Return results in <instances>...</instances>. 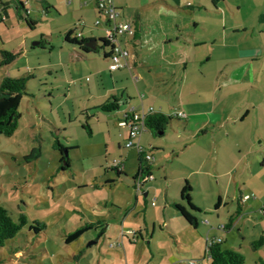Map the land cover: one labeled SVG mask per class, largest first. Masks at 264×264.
Returning a JSON list of instances; mask_svg holds the SVG:
<instances>
[{
  "label": "crops",
  "instance_id": "0c3cea01",
  "mask_svg": "<svg viewBox=\"0 0 264 264\" xmlns=\"http://www.w3.org/2000/svg\"><path fill=\"white\" fill-rule=\"evenodd\" d=\"M15 1L24 4L28 18L37 27V21L31 18L33 10L24 3L30 0ZM95 2L36 0L43 17L49 21L65 18L63 33L72 30L74 35L97 41L106 38V30L105 17L97 11ZM113 2L119 21L129 23L135 31L134 37L124 42L129 52L125 69L110 72L103 55H81L71 46L66 61L49 65L63 67L65 62H70L76 66L78 75L90 71L92 78L97 79L87 86L95 100L92 109L96 113L84 123L80 120L76 123L81 129L80 141L84 138L86 143L81 145L68 138L64 145L54 139L69 150L66 157L70 169H59L61 155L53 159L57 165H50L51 177L44 187L51 193L50 200L54 193L61 200L63 194L74 189H90L91 196L83 195L84 200L70 212L83 221L77 229L89 226L86 232H95V242L106 241L107 231L114 223L118 224L115 242L123 255L118 251L120 258L112 256V259L121 263L123 258L129 264L130 248L126 242L135 245V251L142 250V245L161 251L157 233L165 232L171 237L165 240L167 245L170 247L172 242L181 251L178 258L173 254L167 264H180L192 261L180 256L191 251V244L179 241L184 233L191 237L188 230L191 227L173 206L180 205L191 214L181 199V190L187 182L191 187L190 202L202 213L204 209L197 203L195 194L203 185L209 198L215 200L212 209H205L211 213L204 219L205 246L208 241L219 239L222 248L225 245L226 250L237 251L244 259L248 253L253 264L257 260L264 262V241L256 251L250 248L253 241L264 240V0ZM0 11L7 20L12 12L18 17L13 3ZM96 21L100 22L99 26H95ZM105 78L110 86L108 82L106 87ZM84 80L91 82L88 77ZM111 98L118 100L119 109L102 112L100 107ZM148 108L170 120L157 136L146 129L134 141L152 157L151 179L144 181L137 192L133 178L138 167V151L136 147L125 148L128 129L119 123L131 110L142 112ZM178 112L186 119L177 118ZM66 124L68 128L73 125L69 120ZM67 127L61 126L60 130L67 132ZM71 152L80 153L88 181L73 183V177L69 182L64 177L67 185L55 182L58 175L72 173ZM40 158L39 150L35 163ZM129 158L137 162L132 171H129ZM176 158H183V162L175 172L168 168ZM114 160L120 163L125 176L116 174L112 167ZM108 171H114L116 177ZM220 178H224V184L219 185ZM59 185L62 193L57 191ZM196 219L200 225V219ZM200 264H208V260Z\"/></svg>",
  "mask_w": 264,
  "mask_h": 264
},
{
  "label": "rangeland",
  "instance_id": "374dc122",
  "mask_svg": "<svg viewBox=\"0 0 264 264\" xmlns=\"http://www.w3.org/2000/svg\"><path fill=\"white\" fill-rule=\"evenodd\" d=\"M24 3L33 10L31 18L38 23L34 30H30L25 21L16 17L13 12L10 13L8 20L5 18L0 22V52H19L11 64L0 68V78L6 75L10 78L27 79V95L22 98L19 107L21 119L18 127L13 136H0V206L7 210L13 221L19 216H24L27 225L6 244L5 248L0 249V264H125L123 258L121 263L112 259V256L120 258L118 251L122 252L121 247H116L115 237L118 233L116 223L109 232L107 231L106 241L99 239V242H95L97 239L95 232L89 231L76 241L66 243L67 235L83 224L81 217L70 211L80 200H84L83 195L91 196L90 189H74L69 194H63L61 200L57 197L58 194L54 193L55 197L50 200L51 193L44 188L46 181L51 177L50 165H57L56 161L53 164V159L60 156V153L52 148L54 139H58L64 145L69 142L68 138L81 145L86 143L84 138L80 141L81 129L76 123H79L78 120L84 123L87 117H92L96 113L92 109L95 100L88 93L87 86L97 79L92 78L90 71L82 76L78 75L76 66L74 64L71 66L70 62H65L66 65L63 67L49 66L61 64L62 59L66 61L65 56L71 49L64 42L65 18L49 21L43 17L42 9L38 8L36 0ZM40 42L42 45H38ZM97 54L101 56V50ZM85 77L91 79V82H85ZM104 82L106 87L108 82L110 86L109 79L105 78ZM68 120L73 124L71 125L73 131L71 127H67ZM61 126H66L67 132H62ZM97 138L96 136L95 139ZM33 149L40 150V160L37 163L35 159L26 162L24 157L29 156ZM78 154L80 153L70 154L73 164L72 173L58 175L55 182L66 183L64 177L68 182L75 179L73 183L88 179V174L83 170V162L80 161L81 155ZM129 161V171H132L137 162L133 158H129ZM181 162L183 158H176L168 169H174L173 171L176 172V167ZM38 168L40 171L37 170ZM108 173L116 177L114 171ZM129 178H127L128 182ZM97 179L99 181V178ZM218 181L219 185L224 184V178ZM101 182L104 184V181ZM57 191L62 193L60 185L57 186ZM206 191L207 189L204 190V186L201 185L195 194L197 203L204 211L201 213L191 210V214L200 219V225L188 229L191 230V237L186 233L179 236L180 243L191 244V251H188L186 246L188 252L181 254V258L199 264L207 259L204 219H207L211 213L205 209H212L215 201L209 198ZM103 192L105 193V190ZM36 223L43 224L44 230ZM30 225L38 226L36 229L42 230L39 231L40 234L35 236L29 231ZM103 226L105 228L104 224ZM157 234L160 235L158 249L161 251L151 246L149 248L147 245H142V250L135 251V245L129 246L125 241L130 248L129 264H167L168 261H172L170 259L173 254L178 258L181 252L178 246L170 241L169 247L165 241L171 240V237L165 232ZM94 242L96 244H91ZM110 246L116 248H109ZM225 247L223 245L224 249ZM244 264H253L248 253H245Z\"/></svg>",
  "mask_w": 264,
  "mask_h": 264
},
{
  "label": "trees",
  "instance_id": "16d2710c",
  "mask_svg": "<svg viewBox=\"0 0 264 264\" xmlns=\"http://www.w3.org/2000/svg\"><path fill=\"white\" fill-rule=\"evenodd\" d=\"M11 3L14 4L17 16L25 21L30 30H34L36 27V23L28 18L29 14L24 8V4L22 2L8 0L7 3L1 4L0 7H8ZM21 13H24V17ZM89 40L90 39H84L83 37H77L76 35H74L72 30L68 31L64 36V42L69 46L76 48L78 53H80L81 55L89 53L97 54L99 50H101V54L103 55V57L105 59H108L112 52L111 44L105 39H97L96 48L94 50H89L85 46V44ZM17 55V53L1 51L0 68L6 67L11 64L16 59ZM26 81V78H10L7 76H3L0 78V136H13L18 127L19 121L21 119L19 107L22 98L27 95ZM100 109L105 113L115 112L119 109L118 100L115 98H111V100L104 103L100 107ZM169 120V117H165L161 114H151L145 118L144 122L146 129L157 136L159 133H162L165 130V127L168 125ZM53 148L61 155L59 160L61 165L59 169L63 171L69 170L70 164L69 160L66 157V154L69 150L63 148L57 141L54 142ZM144 155L145 153H138V167L133 179H136L138 177L144 179L150 176V165L144 160ZM38 156L39 150L33 149L29 156L24 157V160L27 162L29 159H36ZM113 168L118 176H125L121 173L120 167ZM190 193L191 187L186 182L181 190V199L187 203L189 209L198 212L199 210L196 209L190 202ZM173 207L190 227H198L197 219L193 217L188 211H186L185 208L176 204ZM36 224H38L42 228V230H44L45 226L43 224ZM26 225L27 222L24 216H19L17 220L13 221L7 210L0 206V249L5 248L6 244L11 242L19 233V231ZM36 228H38V226L33 227L32 225H30L28 227L29 231L33 232L35 236L40 233L39 231H42L40 228ZM89 229V226H85L70 233L66 237V243L69 244L77 240ZM263 241V238H259L253 241L250 244L251 250L256 251L257 249H259L263 245ZM206 255L208 264H244V258L239 252L223 249L221 243H216L213 240L210 241L209 245L206 246ZM180 264H198V262L188 261ZM255 264H264V262L261 260H257Z\"/></svg>",
  "mask_w": 264,
  "mask_h": 264
},
{
  "label": "built area",
  "instance_id": "2783aa9c",
  "mask_svg": "<svg viewBox=\"0 0 264 264\" xmlns=\"http://www.w3.org/2000/svg\"><path fill=\"white\" fill-rule=\"evenodd\" d=\"M8 0H0L1 4L7 3ZM96 9L97 11L105 17V30H106V38L111 46L112 52L107 59L108 62V70L110 72L119 71L125 69L127 67V60L129 58V52L124 47V42L126 40L133 38L135 31L133 27L129 23L119 21V14L114 6L113 0H96ZM1 8V7H0ZM29 14V11H27ZM5 16L0 14V22H2ZM100 22L96 21L95 26H99ZM77 37H81V35L76 34ZM153 114V109L148 108L146 111L135 112L131 110L130 113L125 114L122 121L119 123L120 126H124L128 129V140L125 142V148H133L136 147L138 153H145L144 160L149 163L152 160V157L149 153L144 152L140 147L135 145L134 141L146 130L145 127V118L149 115ZM177 118L186 119V116L182 112H178L175 114ZM264 156V154H263ZM120 163L118 161H114L112 163V167L119 168ZM151 179V175L148 178H136L134 179V187L137 192L140 191L141 184ZM247 197L243 198L245 200ZM221 229L224 227L221 226ZM214 242L220 243V240H215ZM210 241L207 242L209 245Z\"/></svg>",
  "mask_w": 264,
  "mask_h": 264
},
{
  "label": "water",
  "instance_id": "95a60500",
  "mask_svg": "<svg viewBox=\"0 0 264 264\" xmlns=\"http://www.w3.org/2000/svg\"><path fill=\"white\" fill-rule=\"evenodd\" d=\"M37 45V44H36ZM85 46L89 49V50H94L97 46V41L96 40H89L87 41V43L85 44Z\"/></svg>",
  "mask_w": 264,
  "mask_h": 264
}]
</instances>
